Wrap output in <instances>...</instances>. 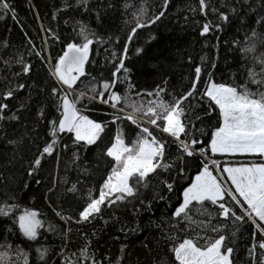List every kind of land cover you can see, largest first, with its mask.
<instances>
[{
	"label": "snow or ice",
	"instance_id": "obj_1",
	"mask_svg": "<svg viewBox=\"0 0 264 264\" xmlns=\"http://www.w3.org/2000/svg\"><path fill=\"white\" fill-rule=\"evenodd\" d=\"M164 2L167 4L168 0ZM88 4L89 0H75L74 3L63 0L61 7L53 11L52 20H58L60 13L74 7L90 10ZM247 4L248 0H243V5ZM221 7H228L237 15L240 11V7L227 3V0ZM0 11L13 12L15 20V10L8 0H0ZM199 12L205 17L209 12L218 17L217 22L206 20L201 35L222 29L223 23L230 19L227 12L212 4V0H199ZM144 13L141 8L140 19L128 32V40H132L133 34L145 26L141 22L145 18ZM158 19L154 15L147 23ZM97 21H100L99 14ZM256 23H264V17ZM73 30L75 35L70 34L61 40L51 28L44 29L50 41L61 44V50L47 64L48 75L55 81L48 90L52 112L48 111V103H41L36 111V127L44 123L47 134L41 138L43 143L37 146L36 154L27 162V174L32 177L39 173L46 157L55 155L59 166L61 152L71 151L65 170L73 167L78 174L76 180L68 186L69 177L67 174L60 176L57 167V174L51 177L52 186L45 193L49 207L64 227H58L47 218L42 219L43 214L36 209L9 203L8 199L15 200L14 195L0 201V217L12 221V227L4 233V242L0 243V264H49L51 259H59L60 264H103L108 257L102 260L95 258L91 237L82 227L75 231L83 239V244L75 251H69V245L74 243L73 226L89 225L97 219L108 223L105 212L110 211L112 216L109 219L121 225L120 231H135V228L123 224L117 213L127 211L129 205H132L133 215L141 209L151 210L153 201L145 204L141 189L150 187L155 178L171 193L174 188L170 180L182 178L186 168L193 164L197 170L190 183L182 188L168 222L166 242L171 258L166 264H235V248L229 245V240L235 243L237 231L243 224H250L253 229L252 244L247 247L248 259L251 264H264V52L256 55L257 40L264 45V38L257 37L256 30L252 29L250 36L245 35L248 43L244 47L233 41L234 46L239 47L241 59L253 61L247 67L244 83L209 79L201 90L198 82L202 68L197 65L191 87L183 94L168 93L166 88L158 85L146 93L149 99H145L143 90L129 95L133 87L131 83L123 94L119 92L118 82L123 83L129 71L124 67L127 42L118 57L119 63L113 65L115 70L111 72V79H100L97 83V77L87 72L86 63L91 60L90 46L94 42L103 43L104 37L79 20L73 24ZM28 43L33 42L29 39ZM45 46L51 55L49 41H45ZM140 51V48L136 49L137 53ZM34 55L43 59V50H35ZM112 55L116 58V53ZM8 63L9 60H5V64ZM15 63L20 65V72L14 73L16 77L30 74L28 62L17 57ZM121 70L122 76L118 75ZM82 77H91L83 88L78 84ZM25 86L17 82L14 88L4 90L2 95L5 99L15 98V91ZM166 95L171 99H165ZM132 96L136 99L133 100ZM97 102L111 109L107 113L110 120L86 114ZM24 107L21 103L20 109ZM8 111L9 105L0 102V121L7 119L19 123V109L11 110L10 115ZM213 114L216 116L214 123L211 122ZM110 124L117 126L115 134L100 148ZM36 127L29 131L35 132ZM153 129L163 135H157ZM205 129L209 138L201 146L202 141L198 137L205 136ZM7 143L17 145L20 141L8 139ZM93 147L98 149L96 167L86 159V153ZM101 160L106 175L101 176L98 195L92 188L82 191L80 186L99 171ZM36 183L40 181L36 180ZM69 193L82 201L74 211L66 209L61 200ZM51 194H56V201L52 200ZM164 198L160 196L161 200ZM137 200L140 207L134 204ZM17 231L22 237L21 243H26L29 250L35 245V261L31 260L30 251L19 244H9L8 233ZM49 233L59 237L58 251L40 242L39 238ZM161 264L165 262L162 260Z\"/></svg>",
	"mask_w": 264,
	"mask_h": 264
},
{
	"label": "trees",
	"instance_id": "obj_2",
	"mask_svg": "<svg viewBox=\"0 0 264 264\" xmlns=\"http://www.w3.org/2000/svg\"><path fill=\"white\" fill-rule=\"evenodd\" d=\"M135 1V0H132ZM178 0H168L165 4L164 0H149L150 4L156 8H163L165 5H171ZM195 1L199 5V0ZM12 8L15 10V20L13 19V12L0 11V102L9 105L7 114H12L13 109H19V123L16 121L2 120L0 121V201L10 198L13 195L15 200L8 199L9 203H18L21 208H33L43 214L42 219L47 220L58 227L63 228V222L55 217L49 201L45 198L47 189L52 186L51 177L57 174V167H59V175L67 174L69 177L68 186L77 178L76 170L69 166L67 171L65 165L70 160L71 151L61 152V159L59 166L57 165L56 156L46 157L38 174L30 177L27 174L28 161L36 154L38 145H42L41 138L46 137L47 127L44 123H40L36 127V111L41 103H48L49 113L52 112L50 107L51 98L48 96V90L55 81L51 80L48 75V61L55 57L61 50V44L50 41L49 36L45 34L44 29L51 28L52 31L57 32L61 40H64L70 34L75 35L73 24L79 20L91 28L97 35H101L104 31V23L100 15V6L102 4H111L112 7H107L108 18L111 21H116L126 12L128 0H89L88 9L72 8L68 11L59 14L58 20H52V13L55 9L61 7L63 0H8ZM69 3H74L75 0H68ZM224 0H212V4L222 11L228 13L230 19L227 23H223L220 30L213 29L209 33L201 35V28L206 20L213 22L218 21V17L209 12L208 16L201 15L200 28H187L180 30H158L152 34H146L145 39L151 45L147 50H141L136 56L128 60L124 67L128 68L127 79L120 83L118 82L119 92L123 94L128 89V84H132V92H140L143 90L145 99H149L146 93L153 91L159 85L166 88L168 93L175 94V80L181 74V67L173 62L170 57L169 46L162 38L164 35L192 33L198 38L212 37L211 43V60L208 68L204 74V80L201 85V90L205 88V83L209 79H214L216 82L244 83L247 77V67L251 66L253 61L250 58L241 59L239 47H244L248 41L245 35H251V30L255 29L257 37L264 38V23L257 24V20L264 17V0H248L247 5H243V0H227V3L234 4L240 7L237 14H233L228 7H221ZM242 5V6H241ZM97 14H99L100 21H97ZM68 20V23H65ZM32 40V44L28 40ZM45 41H49L51 45V55L45 46ZM233 41L239 43V47L234 46ZM6 44V46H5ZM32 50V51H30ZM35 50H43V59L34 55ZM100 52V45L96 42L90 46L91 60L86 63V70L91 76H95V59ZM264 52V45L257 40L256 55L259 56ZM19 57L25 62H28L31 67L30 74H21L16 77L14 73L20 72V65L15 63V59ZM11 58V59H9ZM5 60H9L5 64ZM215 61V67H213ZM243 65V67H242ZM214 73V75H210ZM118 75H124L122 70ZM91 77H82L78 84L81 88L87 83ZM100 79L108 80L111 77H97V83ZM25 84V88L15 91V98L5 99L2 95L4 90L14 88L15 83ZM74 87H76L74 85ZM43 89V91H42ZM199 95V93H197ZM135 100L136 97L132 96ZM165 99H171L170 96H165ZM23 103L25 107L20 109V104ZM106 105L97 104L90 106L86 113L92 118L101 117L110 120L111 117L107 115L110 113ZM49 118H51L49 116ZM216 120L215 114L211 117V122ZM36 127L35 132L29 131ZM116 125L110 124L104 140L100 143V148H103L104 143L107 142L111 136L115 134ZM157 135H163L156 129H153ZM27 133V135L25 134ZM205 136L198 137L202 141V145L206 144L209 134L205 129ZM8 139L20 141L17 145H9ZM67 138H65L66 141ZM34 141L29 143V141ZM70 143V142H69ZM175 147L172 148L175 154ZM97 148H90L86 153L88 159L93 167L97 166ZM104 163L99 161V171L87 181L86 184L81 185V190L86 191L88 188L94 190V194L98 195L99 183L102 182L101 176L106 175L104 172ZM197 166L193 164L186 168L185 174L182 178L171 181L173 183V192L169 193L166 188L160 185L158 179H153L150 187L141 189L142 198L145 204L152 200L151 210L141 211L137 215L132 214V205H129L127 211H120L117 215L120 216L121 222L129 228H135V231L127 233L120 231V224L113 223L109 217L112 216L110 211L105 212V223L102 219H97L89 225H74L72 238L74 243L69 245V251H75L83 244L76 229H80L91 237V250L95 254L97 260H102L103 257H108L103 264H161L163 260L166 262L171 258V253L166 242V234H168L169 220L171 212L180 198L182 188L190 183V178L195 174ZM164 177L168 178V174L164 173ZM36 180L40 183L37 184ZM25 184L28 187H25ZM52 200L56 201V194H51ZM163 195L165 198L160 199ZM155 197V198H154ZM61 200L66 209L74 211L77 206L82 203L76 196L69 193L67 196H62ZM136 207H140L139 200L134 202ZM69 206H71L69 208ZM195 218V217H194ZM12 227V221L8 218L0 217V243L5 240V231ZM252 226L250 224H243L239 227L235 238V243L229 240V245L235 248L233 259L235 264H251L247 257V247L252 244ZM95 232V235H91ZM178 235L183 236V233ZM212 234L209 233V236ZM41 243H47L50 248L58 251V246L61 241L58 236L46 234L40 237ZM7 240L10 245L19 244L26 251H30L32 261H35V245L29 250L26 243L22 244V237H19L17 232H9ZM122 246L123 250H122ZM55 254L53 253V256ZM22 264V262H21ZM49 264H60L59 259L49 260Z\"/></svg>",
	"mask_w": 264,
	"mask_h": 264
},
{
	"label": "rangeland",
	"instance_id": "obj_3",
	"mask_svg": "<svg viewBox=\"0 0 264 264\" xmlns=\"http://www.w3.org/2000/svg\"><path fill=\"white\" fill-rule=\"evenodd\" d=\"M141 8L145 10V18L141 20L145 26L133 34L132 40H128V32L134 26L135 21L140 19ZM100 15L104 23V31L100 36L104 37V42L99 43L100 52L94 61L96 77H111V72L115 70L113 65L119 63L118 57L123 52L126 42L128 50L124 64L137 55V48L144 51L149 48L151 44L146 41V34H152L158 30L175 29L183 31L187 28L201 27L199 5L192 0H178L171 5H165L163 8L152 6L149 0H128L126 12L116 21H111L108 18L107 7L102 4ZM154 15L158 16L159 19L151 24L147 23V20ZM162 38L169 46L170 57L173 62L182 68L181 74L175 80V94H183L191 87L197 65L202 68L201 78L198 82L201 88L204 74L211 60L212 37L198 38L192 33H184L164 35ZM112 53H116V58L113 57Z\"/></svg>",
	"mask_w": 264,
	"mask_h": 264
}]
</instances>
